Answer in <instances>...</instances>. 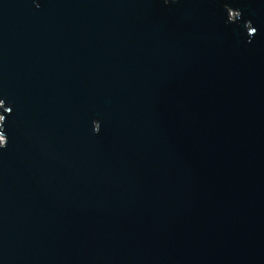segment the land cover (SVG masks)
I'll list each match as a JSON object with an SVG mask.
<instances>
[{
    "label": "water",
    "instance_id": "water-1",
    "mask_svg": "<svg viewBox=\"0 0 264 264\" xmlns=\"http://www.w3.org/2000/svg\"><path fill=\"white\" fill-rule=\"evenodd\" d=\"M0 264H264V0H0Z\"/></svg>",
    "mask_w": 264,
    "mask_h": 264
}]
</instances>
